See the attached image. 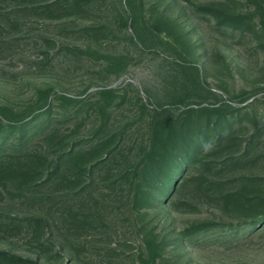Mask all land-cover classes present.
<instances>
[{
    "label": "rangeland",
    "instance_id": "rangeland-1",
    "mask_svg": "<svg viewBox=\"0 0 264 264\" xmlns=\"http://www.w3.org/2000/svg\"><path fill=\"white\" fill-rule=\"evenodd\" d=\"M241 9L0 0V142L45 159L26 184L0 187V213L16 222L0 230V264H264V219L245 228L264 216V33L218 24ZM162 107L194 159L166 195L165 174L141 176ZM170 143L153 149L170 151L172 171Z\"/></svg>",
    "mask_w": 264,
    "mask_h": 264
},
{
    "label": "trees",
    "instance_id": "trees-1",
    "mask_svg": "<svg viewBox=\"0 0 264 264\" xmlns=\"http://www.w3.org/2000/svg\"><path fill=\"white\" fill-rule=\"evenodd\" d=\"M244 9H241L242 11H238L236 14L232 13H226L222 14L219 13V16H222L219 18L218 24L223 25L225 23H230L232 28L238 29L239 33L242 34L244 32V26H248L250 23H254L255 26L258 27V32L264 33V0H242ZM55 3L56 1H51ZM223 18V19H222ZM195 71H197V68L195 67ZM196 86H199L197 84ZM178 102H183L182 99H179ZM222 106L217 107H186L183 110V113H186L188 115L191 111L198 110L199 112L205 111V110H221ZM22 126V125H21ZM20 126V127H21ZM148 128L151 134V137L149 138V141L151 142L152 151L147 155L146 159H143L142 168H141V176L147 175L150 176V178H153L156 175L164 176L165 174V181L166 184H164L163 193L169 194L172 190L173 192L178 189L180 186H184L188 182V178H185L184 175L187 172L188 168L194 165L193 158L184 150L185 145L184 142V135H178L181 133V129L176 127L174 116L171 112H169V108L162 107V109H154V114L151 115L150 120L148 122ZM2 128L0 127V136H1ZM173 134L176 136L174 137ZM23 137L20 136V138L17 140L18 145L21 144V140ZM175 138H179L174 140ZM225 137L221 134L215 135L212 139L214 142L213 144H218L222 139ZM173 139V140H172ZM174 142L172 144V141ZM207 140V139H206ZM211 140V139H210ZM171 142V143H170ZM156 143L158 144H169V148L174 150L177 154V156L171 158L172 162L175 160V168L171 171V168L168 170L166 169L167 166H165V162L162 165V160L164 159V155H168L170 151L162 150L161 152L157 151V153H154L153 145ZM175 144V145H174ZM212 144V143H207ZM197 150L201 151L202 147L201 145H198ZM166 151L167 154H163L162 152ZM183 152V155H178V152ZM154 154L157 156L155 157ZM103 159V158H102ZM169 160V159H168ZM33 162L35 163L32 166H29V164ZM45 162L44 156L39 151H26V152H20L16 155H11L7 152V148L4 146V143L0 142V187H5L6 182L11 179H19L20 184H26V181L31 178L36 172H38V163ZM98 164V161L91 164L89 168L87 169L90 171V169L93 170ZM56 166V171L59 168V163ZM35 168V169H30ZM164 168V169H163ZM55 171V172H56ZM140 171V170H139ZM139 171L134 168L132 171V174L134 176H137ZM54 172V170L52 171ZM145 174V175H144ZM180 175V176H178ZM178 176L177 183L175 186H173L172 178ZM31 181V180H30ZM168 184L171 185L168 187ZM0 190H2L0 188ZM1 193V191H0ZM264 214V213H263ZM264 216L255 218V220H252L249 222L248 226L245 228H249V226L258 225L259 223L263 222ZM30 220H34L35 222H38V220H41L39 216H32ZM21 221V220H20ZM14 218L9 217L7 215H4V213H0V230L8 231L9 227H15ZM259 226V225H258ZM205 228L204 226L197 227L196 230H201ZM192 231V232H195ZM3 236V235H2ZM3 258V257H1ZM0 258V260H1Z\"/></svg>",
    "mask_w": 264,
    "mask_h": 264
}]
</instances>
